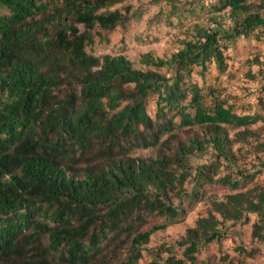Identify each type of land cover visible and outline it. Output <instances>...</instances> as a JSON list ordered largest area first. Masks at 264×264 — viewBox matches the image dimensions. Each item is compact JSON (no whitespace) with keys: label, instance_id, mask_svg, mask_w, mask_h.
<instances>
[{"label":"trees","instance_id":"1","mask_svg":"<svg viewBox=\"0 0 264 264\" xmlns=\"http://www.w3.org/2000/svg\"><path fill=\"white\" fill-rule=\"evenodd\" d=\"M122 1L0 0V264H198L202 247L250 214L252 239L264 243V185L254 182L264 159L253 171L238 165L250 139L264 155L250 127L262 118L207 105L191 80L211 63L225 73L230 45L264 37V0H154L170 8L153 21L196 23L176 51L144 53L139 67L85 49L94 30L141 17L110 9ZM139 148L155 153L132 155ZM208 185L230 193L205 196ZM205 197L206 214L167 256L141 263L151 235Z\"/></svg>","mask_w":264,"mask_h":264},{"label":"rangeland","instance_id":"2","mask_svg":"<svg viewBox=\"0 0 264 264\" xmlns=\"http://www.w3.org/2000/svg\"><path fill=\"white\" fill-rule=\"evenodd\" d=\"M127 6L132 7V10L140 8L141 17L109 32L94 30V41L85 48L89 54L123 55L133 62L135 67H139V57L144 53L163 56L176 51L177 40L183 38L185 32L191 31L193 24L196 23V20H188L181 27H173L167 25L164 19L161 22L153 21L160 10L169 11L170 7L162 1L155 3L154 0H123L112 5L110 9H119L124 12ZM6 12L0 7V14ZM225 56L228 64L225 73H219L214 63H211L204 73L196 67L192 72L191 80L201 88L207 105L213 104L218 99L232 105L234 112L238 115L259 114L262 119L250 127L260 134V141L264 142V37L261 40L241 38L225 50ZM155 101L156 96L151 97L146 107L152 117L156 110ZM175 122H179V118H176ZM252 144L253 141L250 139L248 144L244 145L242 156L238 161L241 168L251 171L258 160L264 159L262 154L255 157ZM154 153L155 151L149 148H139L132 155L150 156ZM207 158H209L208 155L196 159L193 164ZM226 172L227 170H222L221 174ZM254 182L264 185V168L255 176ZM204 190L205 196L222 197L230 193L228 188L221 185H208ZM206 210L205 197L189 209L182 220L170 224L164 230L154 232L144 246L141 263L148 262L150 255L157 253L158 250L164 251L161 257L165 258L166 250L171 248L175 241L180 240L186 229L193 227L195 220L206 214ZM164 221L158 218L149 220L151 224ZM255 221L257 216L250 214L249 221L245 223L227 224L226 236L218 242L212 241L201 248L197 254L198 264H264V243L253 240L251 236L252 224ZM240 248L249 253L239 252ZM181 252L180 249H174L172 255L181 257ZM111 264L114 263L111 262Z\"/></svg>","mask_w":264,"mask_h":264}]
</instances>
